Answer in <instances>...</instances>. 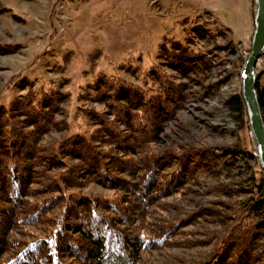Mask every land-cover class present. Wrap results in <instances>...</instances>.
I'll return each instance as SVG.
<instances>
[{
	"label": "rangeland",
	"instance_id": "374dc122",
	"mask_svg": "<svg viewBox=\"0 0 264 264\" xmlns=\"http://www.w3.org/2000/svg\"><path fill=\"white\" fill-rule=\"evenodd\" d=\"M255 9L254 0H0V104L40 85L61 93L58 122L71 123L90 108L119 125L106 104L86 95L104 72L153 96L159 126L151 145L178 149L190 162L187 181L158 199L157 215L178 224L174 243L142 252L139 264H191L212 253L263 170L246 106L240 115L225 103L242 97ZM255 75L264 96V52ZM157 93L166 94L162 103ZM66 134L49 131L41 142ZM83 186L114 193L93 182Z\"/></svg>",
	"mask_w": 264,
	"mask_h": 264
},
{
	"label": "trees",
	"instance_id": "16d2710c",
	"mask_svg": "<svg viewBox=\"0 0 264 264\" xmlns=\"http://www.w3.org/2000/svg\"><path fill=\"white\" fill-rule=\"evenodd\" d=\"M89 87L86 95L106 104L120 126L90 108L58 122L61 93L40 85L0 104V264H139L142 252L173 245L178 224L157 215L158 199L187 181L190 162L178 149L151 145L158 106L143 87L104 72ZM157 95L162 103L166 94ZM225 103L245 115L240 94ZM57 130L67 134L44 146V134ZM87 182L114 193L83 190ZM233 217L216 249L191 264H264V170Z\"/></svg>",
	"mask_w": 264,
	"mask_h": 264
},
{
	"label": "water",
	"instance_id": "95a60500",
	"mask_svg": "<svg viewBox=\"0 0 264 264\" xmlns=\"http://www.w3.org/2000/svg\"><path fill=\"white\" fill-rule=\"evenodd\" d=\"M256 9L254 13V32L251 49L246 58L242 71V98L244 100L250 128L256 141L258 158L264 170V121L255 90V66L264 52V0H254Z\"/></svg>",
	"mask_w": 264,
	"mask_h": 264
},
{
	"label": "bare ground",
	"instance_id": "6f19581e",
	"mask_svg": "<svg viewBox=\"0 0 264 264\" xmlns=\"http://www.w3.org/2000/svg\"><path fill=\"white\" fill-rule=\"evenodd\" d=\"M253 32H254V30H253ZM253 35V34H252Z\"/></svg>",
	"mask_w": 264,
	"mask_h": 264
}]
</instances>
